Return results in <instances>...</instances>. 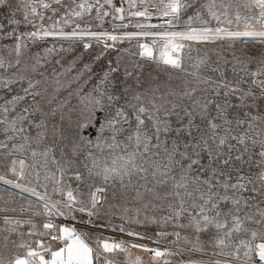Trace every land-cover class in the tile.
<instances>
[{
	"label": "snow or ice",
	"instance_id": "1",
	"mask_svg": "<svg viewBox=\"0 0 264 264\" xmlns=\"http://www.w3.org/2000/svg\"><path fill=\"white\" fill-rule=\"evenodd\" d=\"M0 187V264H264V0H0Z\"/></svg>",
	"mask_w": 264,
	"mask_h": 264
},
{
	"label": "rangeland",
	"instance_id": "2",
	"mask_svg": "<svg viewBox=\"0 0 264 264\" xmlns=\"http://www.w3.org/2000/svg\"><path fill=\"white\" fill-rule=\"evenodd\" d=\"M156 20H155V18H154V20H153V22H155ZM106 27H108L109 29L111 28V24H108V25H106ZM238 47H243V45H238ZM6 198V193L4 192V189H3V187H0V206H2L3 205V200ZM18 199V198H17ZM2 215L3 214H0V217H2ZM8 215H15V216H19L20 215V213L19 212H16V213H8ZM5 227V225H4V222H3V219L2 218H0V229H3ZM5 235H8V233H6V232H4V231H0V249H2L3 248V245H4V243H5V241H4V236ZM93 235H95V234H93ZM104 235H108V233H104ZM118 238V237H117ZM17 238L14 236V235H12V236H10V238H9V241H8V243L9 244H11V241L12 240H16ZM150 246H153V245H150ZM140 255H143L142 253H139ZM135 255V254H134ZM114 259H116L118 262H119V264H125V257L123 256V255H119V256H116V257H113ZM133 258H134V256H133Z\"/></svg>",
	"mask_w": 264,
	"mask_h": 264
},
{
	"label": "built area",
	"instance_id": "3",
	"mask_svg": "<svg viewBox=\"0 0 264 264\" xmlns=\"http://www.w3.org/2000/svg\"><path fill=\"white\" fill-rule=\"evenodd\" d=\"M155 22H157V21H155ZM155 22H154V23H155Z\"/></svg>",
	"mask_w": 264,
	"mask_h": 264
}]
</instances>
